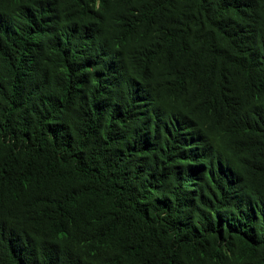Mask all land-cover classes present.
Listing matches in <instances>:
<instances>
[{
    "label": "trees",
    "instance_id": "1",
    "mask_svg": "<svg viewBox=\"0 0 264 264\" xmlns=\"http://www.w3.org/2000/svg\"><path fill=\"white\" fill-rule=\"evenodd\" d=\"M0 264H264V0H0Z\"/></svg>",
    "mask_w": 264,
    "mask_h": 264
}]
</instances>
